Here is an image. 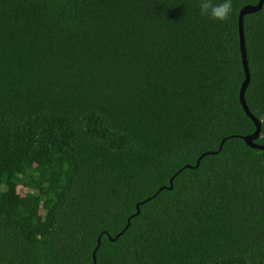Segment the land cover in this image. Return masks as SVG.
I'll use <instances>...</instances> for the list:
<instances>
[{
	"label": "trees",
	"instance_id": "trees-1",
	"mask_svg": "<svg viewBox=\"0 0 264 264\" xmlns=\"http://www.w3.org/2000/svg\"><path fill=\"white\" fill-rule=\"evenodd\" d=\"M257 2L0 0V264H264Z\"/></svg>",
	"mask_w": 264,
	"mask_h": 264
},
{
	"label": "water",
	"instance_id": "water-1",
	"mask_svg": "<svg viewBox=\"0 0 264 264\" xmlns=\"http://www.w3.org/2000/svg\"><path fill=\"white\" fill-rule=\"evenodd\" d=\"M263 2H264V0H258L256 5L244 6L243 8L240 9L239 14H238V38H239V47H240V52H241L242 66H243V70H244V81L240 87L238 98H239V103H240V106H241L243 112L252 121V123L254 124V127H255V131L251 135L245 136L242 139H243L245 145L248 146L249 148H252L255 150H262V151H264V146H260L258 144H255V142H254L260 136V124L261 123L250 113V111L248 110V108L246 106L245 100H244V93H245L246 88H247L249 81H250V74H249V70H248V66H247L248 63H247L246 51H245V39H244V33H243V17L245 15L258 12L262 7ZM220 148H221V146L219 147V149ZM197 165H198V162H197ZM171 182H172V180H170V182H169V184H170L169 189H171ZM138 214H139V210H138V205H137L135 216ZM129 223H130V219L127 220V224H126L125 229L129 226ZM117 237L118 236H115V239H117ZM115 239H113V241ZM99 246H100V239L98 238L97 245H96V247L92 253V260H93L92 264L95 263V255H96V251H97Z\"/></svg>",
	"mask_w": 264,
	"mask_h": 264
},
{
	"label": "clouds",
	"instance_id": "clouds-1",
	"mask_svg": "<svg viewBox=\"0 0 264 264\" xmlns=\"http://www.w3.org/2000/svg\"><path fill=\"white\" fill-rule=\"evenodd\" d=\"M201 16L221 23L228 22L233 12V0H199Z\"/></svg>",
	"mask_w": 264,
	"mask_h": 264
},
{
	"label": "rangeland",
	"instance_id": "rangeland-1",
	"mask_svg": "<svg viewBox=\"0 0 264 264\" xmlns=\"http://www.w3.org/2000/svg\"><path fill=\"white\" fill-rule=\"evenodd\" d=\"M27 191L21 187L17 188V193L18 195H24Z\"/></svg>",
	"mask_w": 264,
	"mask_h": 264
}]
</instances>
